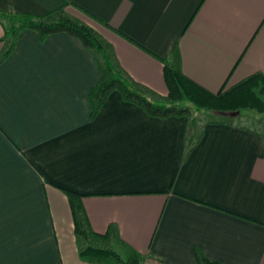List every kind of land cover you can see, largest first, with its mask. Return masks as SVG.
<instances>
[{
    "label": "crops",
    "instance_id": "obj_1",
    "mask_svg": "<svg viewBox=\"0 0 264 264\" xmlns=\"http://www.w3.org/2000/svg\"><path fill=\"white\" fill-rule=\"evenodd\" d=\"M70 3L162 95L176 48L184 73L212 92L264 73V0H0V12L44 16ZM101 78L64 32L41 41L23 30L0 65V264H94L79 254L62 188L84 195L96 232L116 223L145 264H199L197 250L264 264V133L225 118L189 127L118 91L93 119Z\"/></svg>",
    "mask_w": 264,
    "mask_h": 264
},
{
    "label": "trees",
    "instance_id": "obj_2",
    "mask_svg": "<svg viewBox=\"0 0 264 264\" xmlns=\"http://www.w3.org/2000/svg\"><path fill=\"white\" fill-rule=\"evenodd\" d=\"M70 6L79 10L85 18L95 19L73 3L44 16L0 12V18L7 21L0 65L13 53L23 30H36L41 41L64 32L83 42L94 56L102 74L101 80L89 94L93 119L115 91L125 101L137 104L151 116L187 117L189 127L196 123L195 111H212L224 116L234 112L240 114L243 110L264 114L263 72L254 73L233 86H225L219 92H212L184 73L181 55L176 48L171 58L163 61L169 92L162 95L135 80L121 65L113 44L85 18L70 12ZM62 190L71 203L77 246L83 260L94 264H145V255L123 240L116 223H112L106 233L96 232L83 205L84 195L70 189ZM197 259L199 264H221L211 261L200 250H197Z\"/></svg>",
    "mask_w": 264,
    "mask_h": 264
},
{
    "label": "rangeland",
    "instance_id": "obj_3",
    "mask_svg": "<svg viewBox=\"0 0 264 264\" xmlns=\"http://www.w3.org/2000/svg\"><path fill=\"white\" fill-rule=\"evenodd\" d=\"M194 113L195 118L198 119L200 123H204L209 120L225 118L227 120H235L239 123H242L248 127L264 133V114H259L253 110H243V112L240 114L234 112L225 116L212 111H195Z\"/></svg>",
    "mask_w": 264,
    "mask_h": 264
}]
</instances>
